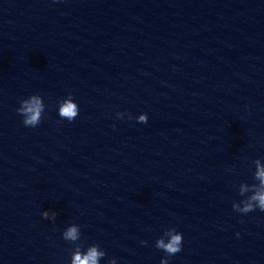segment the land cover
<instances>
[{"label":"clouds","instance_id":"clouds-1","mask_svg":"<svg viewBox=\"0 0 264 264\" xmlns=\"http://www.w3.org/2000/svg\"><path fill=\"white\" fill-rule=\"evenodd\" d=\"M56 2V0H54ZM79 106L74 101V97L71 93L67 97L58 102V116L62 120L73 122L79 115ZM16 112L22 117V123L25 127L35 128L43 120L45 115V104L43 97L39 93H34L27 98L19 101V107ZM118 119H122L124 113H116ZM131 114L128 115V119H132ZM137 123L146 124L148 122V116L146 113L140 114L135 118ZM255 165V171L253 173V183L249 184L241 182L239 185H233L236 188L237 193L242 199L239 202H233L232 208L235 212L241 214H248L259 210L264 212V163L261 159H255L252 161ZM42 218L55 221L57 213L44 211ZM243 222V221H241ZM81 225L71 224L62 233V238L66 242H70L75 245L72 250L70 264H100L101 259L106 256V252L101 249L99 244L93 243L85 250L82 243H78L81 238ZM239 236V233H237ZM146 244V242H141ZM183 234L178 232L175 227L165 229L163 235L156 239L155 247L162 250L166 255L161 259L160 264H169V259L182 251ZM107 264H117L115 258H111L107 261Z\"/></svg>","mask_w":264,"mask_h":264}]
</instances>
